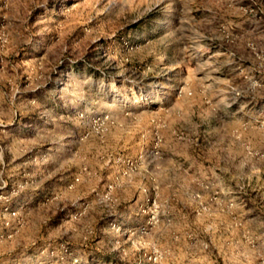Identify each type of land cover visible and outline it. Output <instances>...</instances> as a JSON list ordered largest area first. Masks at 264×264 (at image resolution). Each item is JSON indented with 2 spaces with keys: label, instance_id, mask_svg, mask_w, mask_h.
Here are the masks:
<instances>
[{
  "label": "rangeland",
  "instance_id": "374dc122",
  "mask_svg": "<svg viewBox=\"0 0 264 264\" xmlns=\"http://www.w3.org/2000/svg\"><path fill=\"white\" fill-rule=\"evenodd\" d=\"M0 264H264V0H0Z\"/></svg>",
  "mask_w": 264,
  "mask_h": 264
}]
</instances>
